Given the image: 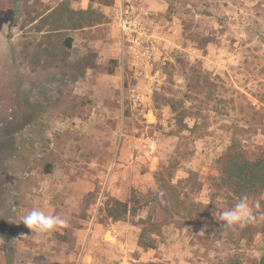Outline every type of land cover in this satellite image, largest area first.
<instances>
[{
  "label": "rangeland",
  "instance_id": "rangeland-1",
  "mask_svg": "<svg viewBox=\"0 0 264 264\" xmlns=\"http://www.w3.org/2000/svg\"><path fill=\"white\" fill-rule=\"evenodd\" d=\"M232 146L264 158V0H0V264H258L264 231L219 219ZM160 174L202 221L146 206ZM109 199L143 207L113 221ZM33 208L67 226L34 234Z\"/></svg>",
  "mask_w": 264,
  "mask_h": 264
},
{
  "label": "trees",
  "instance_id": "trees-1",
  "mask_svg": "<svg viewBox=\"0 0 264 264\" xmlns=\"http://www.w3.org/2000/svg\"><path fill=\"white\" fill-rule=\"evenodd\" d=\"M92 3H97L106 7H110L114 4L115 0H90ZM66 47L71 48L73 44V39L69 38L65 41ZM110 73H113L110 72ZM168 106L172 109L173 113L176 114L177 122L179 125H182L185 119V110L181 112L178 107V103L170 102ZM236 148L228 149V152L221 158V163L223 166V183L220 187L231 191L238 200L243 196H248L249 201L256 199L264 193V158H258L256 160H249L243 152H237ZM191 178V177H190ZM190 178L186 182L190 181ZM158 184H159V193L154 196L149 203H146V206L157 205L158 208H161L167 215L174 217H179L181 219L191 218L195 221H202L204 214L202 210L208 209V206H205L201 203H195L191 200L190 194H182L181 190L182 182L177 184H172V176L166 180L162 174L158 175ZM171 180V181H170ZM187 184V183H186ZM238 202V201H237ZM235 202V204L237 203ZM234 204V205H235ZM145 205V204H144ZM261 209L254 211L256 218L264 215V201L260 202ZM143 207V205H137L132 201L131 204L122 202L117 199H109L105 203V212L108 218L113 221H124L126 218L131 215L135 216ZM157 209V208H156ZM156 211V210H155ZM154 211V212H155ZM153 216L150 214L145 223L150 224L151 228L146 231L143 230L140 240V245L144 249H153L155 244L149 243L146 241V235L148 232L154 233L156 230L155 222H153ZM246 231L250 233L248 240H252L253 237L264 231L259 230L253 223H250L246 228ZM147 264H156L150 262ZM226 264H241L239 260L231 259ZM258 264H264V249L261 259Z\"/></svg>",
  "mask_w": 264,
  "mask_h": 264
},
{
  "label": "clouds",
  "instance_id": "clouds-1",
  "mask_svg": "<svg viewBox=\"0 0 264 264\" xmlns=\"http://www.w3.org/2000/svg\"><path fill=\"white\" fill-rule=\"evenodd\" d=\"M259 206V203L255 204L256 208H259ZM219 219L224 222L222 226L228 229L236 225L253 223L256 215L249 197L243 196L231 209L222 211ZM21 220L34 234L51 233L67 226V221L62 216L46 214L38 208L28 211L22 216Z\"/></svg>",
  "mask_w": 264,
  "mask_h": 264
},
{
  "label": "built area",
  "instance_id": "built-area-1",
  "mask_svg": "<svg viewBox=\"0 0 264 264\" xmlns=\"http://www.w3.org/2000/svg\"><path fill=\"white\" fill-rule=\"evenodd\" d=\"M124 22V24H123V28H124V30L126 31V30H128V29H131V26H130V24H129V22L127 21V20H123Z\"/></svg>",
  "mask_w": 264,
  "mask_h": 264
}]
</instances>
